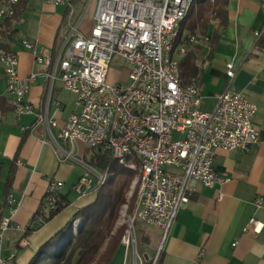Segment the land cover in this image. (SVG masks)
Masks as SVG:
<instances>
[{
    "label": "built area",
    "instance_id": "built-area-1",
    "mask_svg": "<svg viewBox=\"0 0 264 264\" xmlns=\"http://www.w3.org/2000/svg\"><path fill=\"white\" fill-rule=\"evenodd\" d=\"M44 1L66 5L67 11L59 28L60 42L55 53L37 55L44 64L47 79L45 105L37 123L44 125L52 136L61 161H71L85 169L74 187L83 195L98 187L103 169L90 165L84 156L75 153L79 143L86 147L102 146L111 154L129 153L128 143H137L145 156L148 182L133 219L159 227L166 235L180 208L189 200V180H198L206 187L227 181L214 166L217 149L247 150L257 144L259 131L253 121L257 104L242 92L225 90L217 95L214 110L204 111L199 83L191 82V91L177 89L174 66H180V59L197 42V35H185L177 60L166 63L167 35L186 0H85L81 11H73V0ZM93 2V24L84 32L82 24ZM9 6L10 0L1 1L0 18ZM24 45L37 53L31 42L24 41ZM115 56L124 59L128 67L125 77L110 81ZM2 62L16 116L33 113L35 107L27 95L38 72L21 77L17 53ZM227 66L232 77L233 64ZM57 80L75 95L77 111L53 132L59 126L58 120L50 115ZM174 133L179 137L174 138ZM63 187V179L48 177L43 199L46 211L56 208ZM7 202L16 211L19 201L12 193ZM262 202L263 197H259L256 204L260 206ZM34 222L39 227L47 220L37 212ZM250 227L258 229L254 218L245 230ZM9 229H19V225L11 217L0 215V264L16 263L13 254L2 256ZM137 235L138 231L131 226L125 248L130 264H144L146 259L139 251ZM23 242L26 244L28 239L23 238ZM156 260L157 257L154 263Z\"/></svg>",
    "mask_w": 264,
    "mask_h": 264
},
{
    "label": "crops",
    "instance_id": "crops-1",
    "mask_svg": "<svg viewBox=\"0 0 264 264\" xmlns=\"http://www.w3.org/2000/svg\"><path fill=\"white\" fill-rule=\"evenodd\" d=\"M81 1V6H85V0ZM76 5L77 0H73L75 11H81V6ZM93 5L94 2L89 10ZM66 11L67 6L63 4L28 0L11 29L0 26V49L9 48L18 54L20 76L38 72L27 95L35 110L17 117L9 107L11 96L0 64V75L5 80L0 90V215L11 217L19 225V229L5 233L2 256L13 254L15 264H29L40 246L78 208L90 204L97 196L96 190L84 195L75 190L85 169L74 162L61 161L52 136L44 125L37 123V116L45 105L47 85L44 64L37 55L55 53L54 45L60 42L59 28ZM227 21L224 26H212L210 34L215 30L217 40L211 54L204 40L197 49L196 82L203 95L201 109L214 110L217 95L225 90L246 94L258 106L253 121L259 140L247 150L217 149L214 166L227 181L206 187L198 180H189V200L180 208L166 235L159 227L150 228L138 222L141 238L146 241L143 247L146 259L158 258L162 252L161 264H264V45L257 44L258 37L264 34V0H228ZM92 24V15L88 21L84 18L82 30L88 32ZM9 29H14L12 35L8 34ZM24 41L35 45L37 53L26 48ZM198 41L192 46L199 44ZM229 63L233 64L232 77L227 72ZM117 79L110 72L109 80ZM56 82L50 115L58 120L59 126L53 132L77 111L75 95L64 89L60 80ZM85 147L79 143L74 151L86 157ZM53 175L64 180L61 194L69 200L70 191L74 190L77 195L61 212L38 227L34 216L41 208L48 177ZM10 193L19 201L14 212L7 202ZM259 197H263L260 206L256 204ZM252 218L257 221L258 229L245 230ZM23 238L28 239L26 244ZM118 253L123 256L121 264H130L122 244L113 259Z\"/></svg>",
    "mask_w": 264,
    "mask_h": 264
},
{
    "label": "trees",
    "instance_id": "trees-1",
    "mask_svg": "<svg viewBox=\"0 0 264 264\" xmlns=\"http://www.w3.org/2000/svg\"><path fill=\"white\" fill-rule=\"evenodd\" d=\"M27 2L28 0H19L14 15L2 19L0 26L7 25L11 29L12 23L20 17ZM227 4L228 0H192L176 44L183 46L185 35L188 36L190 33L197 35L199 44L191 45L180 59L182 86L198 80L197 49L202 46L201 41L204 40L208 43L210 54L213 52L217 35L215 30L213 35L210 32L214 25L218 28L227 24ZM212 21L216 22L213 24ZM10 29L8 34L12 35L14 29ZM57 44L58 42L54 45L55 51ZM257 44L264 45V34L258 37ZM2 49L9 48L0 50ZM9 105L14 109L13 105ZM89 148L93 149V153L86 161L103 171H108L111 180L96 189L97 196L93 202L78 208L65 225L40 246L29 264H112L113 257L122 244L125 231L123 227H118L116 222L120 208L126 203L135 171L113 159L108 149L102 146ZM113 173L114 177H112ZM43 202L44 200L38 213L43 214L49 221L68 206L70 200L67 199V195L60 193L56 208L50 211L45 210ZM132 207L133 203L131 209ZM76 219H80L82 225L75 233L72 222ZM137 231L140 233L139 225ZM138 248L144 254V249H140L139 245ZM161 253L155 263L154 258H148L145 259L144 264H161Z\"/></svg>",
    "mask_w": 264,
    "mask_h": 264
},
{
    "label": "bare ground",
    "instance_id": "bare-ground-1",
    "mask_svg": "<svg viewBox=\"0 0 264 264\" xmlns=\"http://www.w3.org/2000/svg\"><path fill=\"white\" fill-rule=\"evenodd\" d=\"M18 2L19 0H10V6L6 10H4V14L3 16H1V19L12 17L15 13ZM191 2L192 0H186V2H184L183 11L178 13L177 19H175L174 24H172V30L169 31V35H167L168 48H167V54H166V63H174L175 60H177L178 52H181V47L183 46L178 45L176 43L180 35L182 23L188 13ZM73 11H75L74 6H73ZM15 55H16V52L13 50H9V49L0 50V64L3 65L2 59L8 56H15ZM174 74L176 77L177 89H180L182 91H191V83L186 86H182L181 84L180 66H174ZM194 83H197V82L194 81ZM128 152L129 153L118 152V153L111 154L113 159L117 160L119 163L127 167H130L131 169L132 167H134L133 166L134 163L132 162L133 165L125 163L127 162L128 159L130 160V158L132 159V157H135V159H138V163H139L138 167L140 170V173H139L140 174V185H139L140 189H139V192L137 193L138 203H137V207L134 210V212L129 214L127 219L125 220V231H124V235L121 241L122 245L125 248L127 246V243L129 242V232H130L131 226H133V231H137V228H136L137 222H141V221H137V219H133V214H135L136 211L139 210V206H141L142 204V198H144V187L147 185V182H148V175H146V170H145V165H144L145 156H143L142 148L138 146L137 143H128ZM110 178H111V174L108 171H103V175H102V178H100V184L98 185V187L107 183L110 180ZM98 187H94V190H96Z\"/></svg>",
    "mask_w": 264,
    "mask_h": 264
},
{
    "label": "rangeland",
    "instance_id": "rangeland-1",
    "mask_svg": "<svg viewBox=\"0 0 264 264\" xmlns=\"http://www.w3.org/2000/svg\"><path fill=\"white\" fill-rule=\"evenodd\" d=\"M83 1L81 0H77V5L76 7H80L81 4H82ZM93 10H94V5L93 7L88 10V12L86 13V16H85V21H88L89 18L91 17V15L93 14ZM78 11V9H77ZM123 65V66H121ZM3 67V65H1ZM0 66V71L2 69V67ZM128 66L125 64V61L124 59H122L120 56H115L114 59L112 60L111 62V72L116 75L117 78L119 77H124L125 74H126V68ZM111 80V79H110ZM4 79L2 78V76L0 75V90H2L3 88V84H4ZM58 82V80H57ZM56 82V83H57ZM6 90H7V86H6ZM8 92V90H7ZM173 137L174 138H178L179 135L177 133H174L173 134ZM86 149V157H85V160L88 159V157L93 153V149L92 148H89V147H85ZM133 160V161H132ZM135 160V161H134ZM137 160V161H136ZM132 162L134 163V165L132 164ZM127 164H130V165H133L134 167H132V169L135 171V175L132 179V182H131V186H130V190L128 191L127 193V200H126V203L122 205V207L120 208V211H119V216H118V219H117V222H116V225L118 227H123L125 229V220L127 219L128 215L133 213L134 210L136 209L137 207V203H138V192H139V189H140V170H139V163H138V159H135V157H132V159L130 158V160L128 159L127 161ZM96 167V166H95ZM99 168V167H97ZM130 168V167H129ZM86 172V171H85ZM114 177V173H113V176ZM111 180V179H110ZM109 180V181H110ZM108 183V182H107ZM106 183V184H107ZM105 185V184H104ZM69 188L67 187V190ZM77 193L72 190L70 191L69 193V198L70 200H73L75 197H76ZM133 203V207L131 209V204ZM81 222V223H80ZM144 223V222H142ZM73 224V231L76 233V231L79 229V227L82 225V221H80V219H76L72 222ZM145 225H148L150 228L151 227H155L153 225H149V224H146L144 223ZM137 226H138V222H137ZM136 226V228H137ZM138 245L141 248H143L144 246V243L142 241V238H141V235L140 233H138ZM122 241V240H121ZM145 256V254H144ZM122 253H118L117 256H115V258L113 259V264H121L122 263ZM146 258V257H145Z\"/></svg>",
    "mask_w": 264,
    "mask_h": 264
},
{
    "label": "water",
    "instance_id": "water-1",
    "mask_svg": "<svg viewBox=\"0 0 264 264\" xmlns=\"http://www.w3.org/2000/svg\"><path fill=\"white\" fill-rule=\"evenodd\" d=\"M145 257L147 258V254H145Z\"/></svg>",
    "mask_w": 264,
    "mask_h": 264
}]
</instances>
